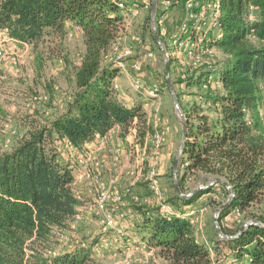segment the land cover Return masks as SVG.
Wrapping results in <instances>:
<instances>
[{"label":"trees","instance_id":"trees-1","mask_svg":"<svg viewBox=\"0 0 264 264\" xmlns=\"http://www.w3.org/2000/svg\"><path fill=\"white\" fill-rule=\"evenodd\" d=\"M121 1L0 0V30L13 40L36 50L51 36L65 38L67 23H72L80 28L77 32L83 34L86 48L66 110L45 125L32 120L23 127L19 141L0 152V264H97L94 248L104 233L89 245L49 254L55 231L70 230L78 208L84 205L73 191L74 169L62 162L56 144L70 142L81 148L116 126L125 137L132 128L141 135L148 125L141 103L129 107L120 100L115 89L119 69L107 61L111 45L124 30ZM218 1L219 27L210 33L207 46L222 51L224 58L206 55L212 61L207 71L182 81L200 87L201 94L200 104L182 106L187 142L178 186L182 194H190L191 182L208 183L215 178L230 189L215 182L183 198L174 182L175 197L170 203L174 214H163L159 207H136L142 215L136 233L165 264H225L220 259L214 262L210 249L198 240L195 225L178 208L193 206L203 196L214 195L217 188L227 201L232 195L220 221L246 215L252 223L240 235L241 227L234 232L223 228L228 239L217 241L218 255L221 258L230 251L233 261L237 260L233 264H264V213L252 211L264 206V0ZM160 16L158 9L163 43L166 34ZM209 77H214L210 84ZM180 134L182 144V126ZM208 201L212 203V197ZM88 217L96 218H84Z\"/></svg>","mask_w":264,"mask_h":264},{"label":"rangeland","instance_id":"rangeland-1","mask_svg":"<svg viewBox=\"0 0 264 264\" xmlns=\"http://www.w3.org/2000/svg\"><path fill=\"white\" fill-rule=\"evenodd\" d=\"M126 1L136 8L138 14L135 17H131L126 22L127 24H124V30L119 36L123 39L122 42H126L129 46H134V56L127 61V71L119 76L122 79V85L127 96L135 99V101H140L139 103H141L147 115L148 125L141 135L137 131L136 143L138 145L137 150L139 149L138 153L144 154L146 160L141 169H137L138 153L135 155L131 153L134 145L131 146L122 136L117 135L116 141L125 150V157L114 160V155L106 151L103 158L106 164L107 176L105 180H108L110 184L113 182L114 187L122 189L135 188L141 195L150 197L152 195L148 188L149 173L152 169H156L157 178L164 192L163 200L165 203L172 204L175 197V173L178 177V172L182 168L180 163L181 156L179 155L182 125L178 118L179 114L176 111V101L181 110L182 106L185 109L192 108L195 103L200 104V87L190 86L189 83L185 84L182 81L199 74L201 70L207 71L210 67L208 63H212V61L209 62L210 58L204 56L198 62L196 58H193L195 56L194 52L191 55L186 52L182 56L184 62L182 64L176 56V51L171 47V36L168 39L164 37L163 47L158 43H154L153 0ZM134 37H139L142 40L141 46L135 44L133 41ZM163 48L166 49L169 60L171 58L174 60L170 70L172 88L168 85L165 74L166 61ZM0 49L5 54L4 58H0L1 152L11 149L19 141V136H21L19 134H22L23 127L25 128L29 122L34 120L45 125L52 117L53 113L51 114L50 111L56 109L57 112L62 109L63 104L68 102L67 99L71 98L74 93L75 72L82 62L86 48L83 34H79L73 39L51 36L36 50L30 45L24 49H13L8 43H3L0 40ZM172 51L174 54H171ZM214 51V59L222 60L224 58L222 51L216 48ZM136 63L140 65V70L132 68ZM2 77H5V79H2ZM137 79L142 82L145 88L158 84L160 88L158 96L153 98L136 92L132 85L133 81ZM41 96L47 97V100H39ZM164 126L172 128L171 135L176 129L177 131L179 130L168 162H163L162 155L166 142L161 149L160 155L154 156L151 139L153 133L161 130ZM64 148L68 153L67 157L75 159L74 152L66 145H64ZM126 158L129 162L127 168L124 167L125 163L123 162ZM176 160H178V166L175 169ZM139 171L140 181L138 182L135 180H138ZM93 172L97 173L95 168H93ZM214 181L215 178H210L208 183L205 181H193L187 191L192 193L207 184L210 186L214 185ZM224 195V191L221 188H217V192L214 195L203 196L191 207H177L183 209L184 213L195 209L198 219L197 221L195 220L197 238L210 249L214 262H218L217 259H220L225 264H233V257L229 255L230 251L226 250L227 254L226 252L222 253L221 258L218 255L217 249H221V247L217 249L215 247L219 238L220 240L223 239L218 230L221 231L222 235H225L223 228L234 232L239 227L242 228L250 222L246 215H230L220 221L221 211L217 213V210L227 203V197H224ZM209 197L213 199L210 204L208 201ZM154 202L155 206H158L161 200L155 198ZM85 203L93 204V201L85 200ZM220 204L223 205L219 206ZM130 208L138 212L135 206ZM83 211V217L92 216L87 210ZM252 211L264 213V206L257 205ZM217 222L219 226H217ZM101 231L99 220L91 217L84 218V222L75 231L60 232L56 230L49 248V254L52 255L65 248L84 244L89 245L95 242L99 235H102L103 232ZM108 235L106 234L102 237L107 238ZM97 244L101 247L103 240L96 241ZM94 252L93 257L97 264H165L154 250H149L146 247V243L136 233V228L129 230L127 239L124 238L119 242L112 241L103 249Z\"/></svg>","mask_w":264,"mask_h":264},{"label":"built area","instance_id":"built-area-1","mask_svg":"<svg viewBox=\"0 0 264 264\" xmlns=\"http://www.w3.org/2000/svg\"><path fill=\"white\" fill-rule=\"evenodd\" d=\"M175 5H183L186 12L180 31L176 36H174L171 42V47L176 51L178 60L184 64L182 56H184L186 52L189 53V55L194 52L195 56H193V58H196L198 62L206 55H214L215 49L209 48L207 46V42L211 39L210 33L219 27V1L164 0V14ZM119 7L123 10L124 24H127L126 22H128L131 17H135L138 14L136 8L129 6L126 0L121 1ZM250 17H255L254 13H252ZM77 31H80L79 27L69 31L66 38L73 39ZM0 40L3 43H8L13 49L19 50L20 45H24L26 48L28 47L27 44L19 43L13 40L9 33L4 30H0ZM122 41L123 39L119 37L111 45L107 61L113 63L116 68L119 69V74L123 75L127 71V61L134 56V46H129L126 42ZM133 41L138 46L142 45V40L139 37H134ZM4 56V51L0 49V58H4ZM132 68L134 70L141 69L140 65L137 63L134 64ZM2 79H5V77H2ZM213 79L214 77H209L207 79V83L210 84ZM132 86L136 92L153 98L158 96V92L160 90L158 84H154L150 88H145L142 82L138 79L133 81ZM115 89L119 94L120 89L117 85H115ZM39 100L46 101L47 97L41 96ZM176 111L179 114V121L182 122V114L184 115V118H186L185 114L179 106H176ZM171 130L172 128L170 126H164L161 130L155 131L151 136L154 156L160 155L161 149L166 142V137L170 134ZM121 133L122 128L120 126H116L106 136H99L96 141L87 143L81 148H77L70 142H66V146L74 152L75 164L82 170L81 175L83 179L90 183L93 194V198L91 200H87L89 202L93 201V204L85 203L82 191L77 188L79 180L75 178L73 191L77 199L84 202V205L78 208L77 214L71 221L70 230H77L80 223L84 219L82 214L84 212L83 210H87L92 216H95L99 220L102 229L101 232L104 234L113 233V239L109 240L105 237L102 238L103 245L99 247L97 244L94 248V251L96 252L103 249L112 241L119 242L120 240L127 238L129 230H131L134 226V222L142 219V215L137 213L133 208H130V205L131 207H159L163 214L168 215L175 213V209L163 200L164 192L157 178L158 173L156 169H152L149 173L148 188L152 195L150 197L141 195L135 188L122 189L120 187H114L113 182L110 184V182L103 180L102 173L105 170L106 164L104 160H97V155L103 154L107 151L110 137L120 135ZM136 143L137 129L135 128L134 142L131 144V146L134 145V149L131 152L133 155L137 154L139 150H137L138 145ZM113 153L115 155V159L119 160L125 153V150L121 146H118L113 149ZM137 158H139L137 161V169H141V166L146 160L145 155L138 153ZM91 165L96 169L97 173L93 172ZM139 176L140 171L138 172V180L135 181H140ZM229 197L231 198L232 195ZM155 198H159L161 200V202L158 203V206H155ZM237 213L239 214V211H237ZM182 216L188 219L192 224L196 225V221L198 219L195 209L190 210L188 213H184ZM233 263H237V260L233 261Z\"/></svg>","mask_w":264,"mask_h":264},{"label":"crops","instance_id":"crops-1","mask_svg":"<svg viewBox=\"0 0 264 264\" xmlns=\"http://www.w3.org/2000/svg\"><path fill=\"white\" fill-rule=\"evenodd\" d=\"M158 9H159V15H161L160 16V26H161L162 33H164V35L166 34L165 35V39H168L171 36L170 39L172 41L174 36H176L179 33V31H180V28H181V25L183 23V19H184L185 13H186L185 12V8H184L183 5L172 7L171 9H169L168 12H166L164 14V12H163L164 11V0H160ZM74 29H75L74 24L67 23V27H66L67 31H72ZM79 34H82V33L76 32V36L79 35ZM24 48H25L24 45H20L19 46V49H24ZM172 53H173V51L171 52V54ZM81 63L79 64V66L81 65ZM119 75L120 74H118V77L116 78V85L120 89L119 98H120V100L122 101V103L124 105L129 106V107H133V106L136 105V103H139L140 101H135V99H132L130 96H127V94L125 93V90L123 88V85H122V79H120ZM70 100H71V98L67 99L68 102ZM67 103L63 104L62 109L58 110L57 112H56V109L50 111L51 114L52 113L54 114V115L52 114V118L54 116L58 115V114H61L64 110H66ZM43 110H45V109H43ZM182 130H183V128H182ZM177 132L179 133V130L177 131V129H176V131L172 135L169 134L168 137H167V142H166L165 148L163 149V154H162L163 155V162H168V160H169L168 158H169V156L171 155V153L173 151L174 142H175V140L177 139V136H178ZM134 134H135V128H132L130 130V132L127 134V136L122 137V138L125 139L131 145L134 142ZM120 136H121V134H120ZM116 137H117V135H114V136L110 137V140L108 142L107 152H110L113 155H114L113 149L118 147V146H120V145H118V142L116 141V139H117ZM56 146H57V148H58V150L60 152V158H61L62 162L63 163H70L71 166L73 167L75 178L79 180V183L77 184V188L82 191L84 199L85 200H91L93 198L92 187H91L89 182H87L86 180L83 179V177L81 175L82 170L75 164V159L67 157L68 153L66 152V150L64 148V143L62 141L58 142L56 144ZM105 153L97 155L96 159L97 160H104L103 158L105 157ZM123 157H125L124 154H123L122 158ZM114 160H116L115 159V155H114ZM123 162L125 163L124 167L127 168L129 166L128 159L126 158V160H123ZM91 168H93L92 165H91ZM106 176H107L106 175V170H104V172L102 173L103 180L106 179ZM105 181L109 182L108 180H105ZM130 207H131V205H130ZM141 221H142V219L140 221H135L134 222V226L132 227V229L134 230V228L136 227L137 223L141 222ZM110 235H112V237H110ZM107 238L109 240L113 239V233H110ZM73 248L74 247L65 248L64 250L70 251Z\"/></svg>","mask_w":264,"mask_h":264},{"label":"water","instance_id":"water-1","mask_svg":"<svg viewBox=\"0 0 264 264\" xmlns=\"http://www.w3.org/2000/svg\"><path fill=\"white\" fill-rule=\"evenodd\" d=\"M157 8H158V0H153L154 36H155V39H156L157 43H158L161 47H163V44H162V42H161V40H160V36H159V33H158V29H157V20H156L157 12H158V9H157ZM163 54H164V56H165V61H166L165 74H166L167 82H168V85L170 86V88H172V85H171V82H170V70H171V64H170V60H169V58H168V56H167L166 49H164V48H163ZM176 105L178 106L177 101H176ZM182 118H183V120H182V122H181V125H182V128H183V141H182V144H181V147H180V152H179V155H180V156H181L182 153L184 152V149H185V146H186V142H187V125H186V121H187V120H186V118H184V115H183V114H182ZM177 166H178V160L175 161V164H174L175 169L177 168ZM175 180H176V185H177V191H178V194H179L181 197H183V198H189V197L193 196V195L196 194L198 191H200V190H202V189L204 188V187H200V188H198L197 190H195L194 192H192V193H190V194H187V195H184V194H182V192H181L180 189H179V186H178V177H177L176 173H175ZM215 182H221V183H223L227 188L230 189V185H229L228 183H226V182H223V181L220 180V179H215L214 183H215ZM231 199H232V197L227 201V203H225L223 206H221V207L217 210V213H218L219 211H221L222 209L226 208L227 206H229V204L231 203ZM251 225H252V223H247V224H245V225L241 228L239 235H240L242 232H244V230H245L246 228H248L249 226H251ZM217 226H219V223H218V222H217ZM218 232H219V234H220V236H221L222 238H226V239H228L227 236L222 235V233H221L220 230H218ZM236 237H237V236H236ZM236 237H234V238H236Z\"/></svg>","mask_w":264,"mask_h":264}]
</instances>
